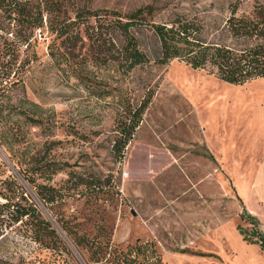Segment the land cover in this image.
I'll return each mask as SVG.
<instances>
[{"label":"rangeland","instance_id":"1","mask_svg":"<svg viewBox=\"0 0 264 264\" xmlns=\"http://www.w3.org/2000/svg\"><path fill=\"white\" fill-rule=\"evenodd\" d=\"M236 1L73 0V17L89 9L107 18L82 25V40L62 64L49 55L55 35L47 25L35 30L34 49L24 46L20 61L33 53L38 61L13 102L27 111L39 105V120L0 118V137L8 128L15 143L0 144V264H264V251L240 232L254 228L244 211L258 212L244 182L264 160V78L233 85L179 61L160 65L151 24L134 29L148 63L125 72L108 50L123 42L110 25L118 15L148 5L157 24L195 17L208 40H222ZM240 1V13L264 4ZM9 22L0 11V76L14 38ZM149 98L120 159L123 109ZM48 162L54 173L44 169ZM28 203L54 235L36 242L29 219L15 221Z\"/></svg>","mask_w":264,"mask_h":264},{"label":"trees","instance_id":"2","mask_svg":"<svg viewBox=\"0 0 264 264\" xmlns=\"http://www.w3.org/2000/svg\"><path fill=\"white\" fill-rule=\"evenodd\" d=\"M72 2L73 0H0V11L10 21L9 27L14 35L6 47L9 59L1 65L3 75L0 76V118L20 115L33 122L39 120L34 117L39 116V105L31 102L35 110L27 111L26 103L22 100L17 104L13 102V91L18 87H26L28 72L38 61L36 53L20 61L24 46L26 51L34 49L33 37L36 29L47 25L49 32L55 35L54 42L49 46V55L58 64H62L70 61L67 54L71 55L82 40V25L90 19L99 20L102 24L103 21L100 20L107 18V14L100 15L99 11L89 9H78L73 17ZM240 5V0L231 5L230 16L225 27L220 30L228 35L217 41H210L204 36L205 26L195 17L177 15L170 23H155L153 18L156 7L153 5L139 8L125 16L118 15L110 25L120 32L123 42L116 48L115 54L108 49L112 54L111 61L125 72L148 63L149 57L141 49L134 29L151 24L159 41L156 62L160 65L179 61L194 70L205 71L233 85H244L264 78V4H257L249 13H240ZM86 36L90 40L93 38L89 31H86ZM57 39L61 40L60 47L55 44ZM230 40L235 43H229ZM62 48L66 53L61 51ZM150 101L149 98L134 110L123 109L121 115L124 125L121 127V136L116 137L114 145V151L120 159L124 158L125 150L132 141ZM9 125L11 129L15 128V124ZM6 130L2 131L0 144L12 150L15 143L9 141L6 134L10 130ZM16 136L23 138L22 134ZM53 166L56 165L48 162L44 169L54 173ZM48 201L53 202L55 199L50 197ZM18 210L15 221L28 218L32 225L28 233L36 242H41L42 235H54L51 226L41 219V214L34 205L28 203ZM241 217L254 227L250 231L240 228L244 240L259 245L264 251V232L259 228V220L247 211Z\"/></svg>","mask_w":264,"mask_h":264},{"label":"crops","instance_id":"3","mask_svg":"<svg viewBox=\"0 0 264 264\" xmlns=\"http://www.w3.org/2000/svg\"><path fill=\"white\" fill-rule=\"evenodd\" d=\"M245 180L244 186H248L249 188L246 201L249 203L252 201L251 199H253L258 208V212L251 210L249 213L255 216L261 223L263 218L261 213L264 212V160L256 165L255 173L253 176H250V180H248V177ZM237 191L239 193V189H237Z\"/></svg>","mask_w":264,"mask_h":264}]
</instances>
